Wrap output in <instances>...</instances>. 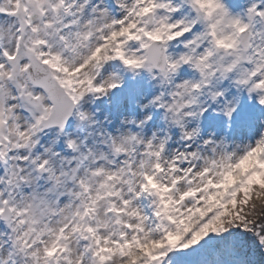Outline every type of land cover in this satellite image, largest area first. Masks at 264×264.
Wrapping results in <instances>:
<instances>
[{"label":"snow or ice","instance_id":"1","mask_svg":"<svg viewBox=\"0 0 264 264\" xmlns=\"http://www.w3.org/2000/svg\"><path fill=\"white\" fill-rule=\"evenodd\" d=\"M0 264H264V0H0Z\"/></svg>","mask_w":264,"mask_h":264}]
</instances>
